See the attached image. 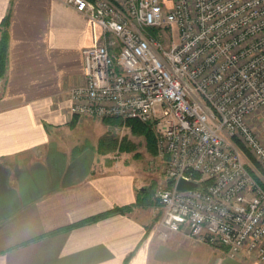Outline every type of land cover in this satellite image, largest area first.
<instances>
[{"label": "built area", "instance_id": "built-area-1", "mask_svg": "<svg viewBox=\"0 0 264 264\" xmlns=\"http://www.w3.org/2000/svg\"><path fill=\"white\" fill-rule=\"evenodd\" d=\"M65 2L103 34L83 48L70 113L152 123L167 181L155 192L161 224L264 263V185L240 146L264 169L249 120L264 107V0ZM181 178L198 186L179 189Z\"/></svg>", "mask_w": 264, "mask_h": 264}, {"label": "crops", "instance_id": "crops-1", "mask_svg": "<svg viewBox=\"0 0 264 264\" xmlns=\"http://www.w3.org/2000/svg\"><path fill=\"white\" fill-rule=\"evenodd\" d=\"M10 8L0 264H264L162 225L133 163L103 153L102 132L80 135L86 115L70 113L68 92L85 83L83 48L103 39L101 26L65 0H0V26Z\"/></svg>", "mask_w": 264, "mask_h": 264}, {"label": "rangeland", "instance_id": "rangeland-1", "mask_svg": "<svg viewBox=\"0 0 264 264\" xmlns=\"http://www.w3.org/2000/svg\"><path fill=\"white\" fill-rule=\"evenodd\" d=\"M168 33L169 30L166 29L167 42L171 40V37ZM175 38L176 36L172 39ZM252 115H264V107H262L260 111L258 110L251 114V116ZM250 123L258 134L259 138L264 142V133H262V131H264V121L260 126L256 127L252 123V120H250ZM76 129L79 130L80 135H85L89 140H92L101 132L103 134L107 133L112 135V137L117 139V147L106 153L117 155V158L121 160L124 159L131 161L133 163L134 171L139 175V177L142 178V180H144L143 182L146 185L145 187H147V192L153 196L151 198H155V200L157 199L156 201L159 202L155 192L160 185H165L167 183L166 177L164 175V157H162V155L159 153V149L157 153H152L149 150L147 146V140L143 135L133 133L130 126L128 125H123L121 127L108 125L103 122L102 117L83 116L77 124ZM121 143L123 147H125L124 149L119 147ZM246 160L248 163H250L255 172L261 178H263L261 171L256 169L247 156Z\"/></svg>", "mask_w": 264, "mask_h": 264}, {"label": "trees", "instance_id": "trees-1", "mask_svg": "<svg viewBox=\"0 0 264 264\" xmlns=\"http://www.w3.org/2000/svg\"><path fill=\"white\" fill-rule=\"evenodd\" d=\"M11 10L9 9L8 14L4 18V20L1 23L0 31V79L3 77V75L6 72L7 68V59H8V42H9V32H8V26L10 23V17H11ZM103 122L112 125V126H123L128 125L130 126L131 130L135 134L143 135L147 140V146L149 150L152 153L158 152V146H157V134L154 128V125L150 122H144L137 118H122V117H104ZM240 146L247 156V158L253 163V165L256 167L257 170L261 171V173L264 176V169L260 166L256 158L250 153V151L244 147L241 143ZM115 147H117V139L112 137V135L109 134H103L99 139V149L103 152H109L113 150ZM120 148L123 147L122 143L119 146ZM249 169L253 172L254 176L257 177L264 185V182L261 180L259 175L252 169L250 165H248ZM124 207V208H129ZM122 207H117L115 210H122L124 209Z\"/></svg>", "mask_w": 264, "mask_h": 264}, {"label": "water", "instance_id": "water-1", "mask_svg": "<svg viewBox=\"0 0 264 264\" xmlns=\"http://www.w3.org/2000/svg\"><path fill=\"white\" fill-rule=\"evenodd\" d=\"M198 186V183L192 180H187L185 178H181V180L178 183V188L185 190V189H191Z\"/></svg>", "mask_w": 264, "mask_h": 264}]
</instances>
